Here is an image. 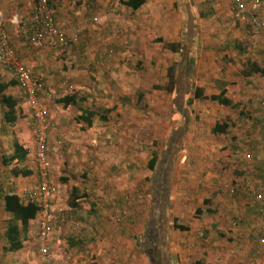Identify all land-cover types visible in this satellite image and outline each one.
I'll return each instance as SVG.
<instances>
[{
	"label": "crops",
	"instance_id": "0c3cea01",
	"mask_svg": "<svg viewBox=\"0 0 264 264\" xmlns=\"http://www.w3.org/2000/svg\"><path fill=\"white\" fill-rule=\"evenodd\" d=\"M124 1L82 0L75 7V1L61 0V4L50 0L60 31L79 35L75 53L46 46L40 51L27 48L23 36L16 38V19L29 13V0H0V10L9 18L6 30L17 60L53 94L41 102L55 126L48 136V157L57 187L51 203L56 263L151 264L158 257V264H257L261 261L264 202L253 201L243 186L264 170V141L251 130L264 124V28H254L248 16L236 20L233 0H212L197 10L183 0H144L136 10L123 5ZM244 2L250 6L254 0ZM183 14L189 19L184 26ZM165 45H174V49ZM73 53L77 62L70 69L68 55ZM134 60L146 74L137 82H143L148 92L144 96L139 91L136 103L143 100V107L152 116L162 117V123L167 110L172 115L168 136L165 128L163 135L169 144L160 158H149L145 171L155 172L148 177L153 188L161 186L163 172L170 181L177 177V224L187 227L169 233L171 238L177 237L171 243L177 249V262L165 252L156 256L162 244L147 243L144 248L129 224L134 218L129 208L135 194L141 196L140 207L150 199L149 192L146 197L137 193L134 181L127 178L134 167L132 147L124 148L122 171L126 174L122 175L126 178H111L119 148L113 144L121 134L103 132L102 123L110 126L122 108L125 117L135 107L133 96L126 97L128 90L135 92L138 67ZM171 66L175 84L167 92L164 88ZM154 85L161 89L155 90ZM199 90L203 98H193ZM65 96H73L74 104L65 107L59 101ZM150 108L154 109L150 112ZM222 125L224 131H215ZM129 133L124 135L128 138ZM174 142L177 170L173 168L175 154L169 149L175 147ZM15 143L26 152L22 162L11 160ZM33 145L30 106L20 96L12 72L0 64V264H28L36 258L32 249L35 220L21 234L22 247L10 251L6 239L10 215L4 211L7 193L14 192L26 204V193L37 182L27 154ZM20 171L30 173L21 175ZM236 172L240 175L237 180ZM103 173L108 181L101 180ZM159 193L153 200L158 202ZM71 200L77 202L76 207H70ZM102 201L109 204V216L113 213L119 221L113 229L105 225L103 231L98 230L101 215L93 223L92 215ZM70 215L76 222L77 230L72 232L75 246L78 244L75 250L67 248L70 245L62 238L70 229Z\"/></svg>",
	"mask_w": 264,
	"mask_h": 264
},
{
	"label": "rangeland",
	"instance_id": "374dc122",
	"mask_svg": "<svg viewBox=\"0 0 264 264\" xmlns=\"http://www.w3.org/2000/svg\"><path fill=\"white\" fill-rule=\"evenodd\" d=\"M59 3L62 4L61 0H58ZM71 1H75V7H77V4H81L82 0H71ZM88 2L93 1V0H86ZM187 1V5H188V1L189 3H191L192 6L196 7V10L201 7V6H205L207 5L208 2L212 1V0H183V2ZM56 3V4H59ZM178 3V1H177ZM54 4V3H53ZM191 6V7H192ZM194 7V8H195ZM61 8V7H60ZM172 15V13L170 14V16ZM177 15H178V9H177ZM183 26L184 23L185 24H189V19L185 18V14H183ZM183 30V29H182ZM172 32V31H171ZM150 36V34H149ZM166 46V45H165ZM167 49H169V45L166 46ZM78 48V44H76L72 49H70L69 51L74 50L75 53L78 52L77 50ZM170 50V49H169ZM64 52V51H63ZM73 53V54H75ZM77 54H75L76 56ZM75 56H73L72 54L68 55L69 59L67 61V65L68 67L71 69L72 66H75L76 62H77V56L75 58ZM67 57V56H65ZM76 59V60H75ZM71 66V67H70ZM152 67H154V63L151 64ZM134 67H138L136 65V62L134 60ZM136 76V80L134 84V94H130L129 90L127 92L126 97L127 98H131V95L133 96V99L136 103V97L138 95V93H140L139 91H142L144 96L147 95V90H145V84L142 82L141 84H138L139 82H137V79L140 78H144L146 77L145 71L142 70V66L136 70L135 72ZM138 74L141 75V77L137 78ZM155 86V85H154ZM157 86H155V90ZM154 88V87H153ZM154 90V89H153ZM122 93V92H121ZM123 94V93H122ZM150 97V95H149ZM168 98H172L169 97L167 95V99ZM173 99V98H172ZM143 100H140L139 98V102L136 103L135 107L132 108V112L128 113L127 116L123 117L126 113L124 111V108H122L120 110V112L118 113V119L113 121V124H111L110 126H106L104 123H102V131L103 132H116V133H120L121 135L118 136V138L116 139V143L112 144L114 146H119L118 148V158H117V168H113V171L111 172V178H114L116 180H122L125 179L126 176H123L122 174H126L124 171H122V169H124V165L125 164V151L124 148L128 147V149L130 147H132L133 149V155L131 156L132 158V165L134 166L133 169L131 168L132 172H127L128 176L127 178L129 180L134 181L135 183V191L139 194H143L144 197H146L147 192H149V203L146 204L144 203L143 207H140V205H142L143 203H141V196L135 194V200H134V205H131V208H129L130 213L133 215V220L129 221V224L132 226V228L134 229V233L137 232L138 234V238H139V242H141V244L143 245V247L145 248V246L147 245V242H145L148 238V235H154L155 240H157L155 243L157 244H162V245H158V251L159 253L156 254V256L161 255L162 252L167 253L170 255V257L174 260H176L177 262V249L175 247V244H171V243H175V241H177V237H170L169 233L173 232H177L176 229L173 228V218L176 219L177 221V177H173V180L171 178V181L169 180L168 177H165V172H163L160 184L161 186L159 188H153L152 183H148V177L151 179L154 176V171L151 170L149 172H146L145 169L146 167V163H148L147 161L149 160V158H151L153 155H155V157H161V153L162 151L166 148V145L168 146L169 144V140H167L166 136L164 139L163 135H164V128H165V134L168 136V127L173 124L172 123V115L168 114V110L166 111V121L165 123H162V117H155L152 116L153 113H148V109L143 107ZM156 102V101H155ZM175 109L177 110V100H176V105H174ZM146 109V110H145ZM151 109L154 108H150V112ZM172 110V109H171ZM153 112V111H152ZM127 118V122H125ZM262 124V128L259 126H255L254 129L251 128V130H254V133H256V135L260 138L263 139L264 141V124L260 123V125ZM177 126V124H176ZM125 131L130 132V136H128V138L124 135ZM167 132V133H166ZM177 144V142H176ZM172 144L175 147H170L169 149L173 150V155L175 154V161H174V166L176 170H177V145ZM114 153V152H113ZM123 165V166H122ZM264 165V162H263ZM186 168V167H185ZM190 168L187 169V171ZM147 173L149 174V176H147ZM238 172L234 173L236 174V180L239 178L237 174ZM189 175V173H187ZM168 175V174H167ZM263 175H264V170L263 172H260L258 174V176H256L255 180H248L247 178H245L247 184L249 185H254V186H260L263 182ZM107 174L102 175L101 180L102 181H108L107 179ZM252 181V182H251ZM237 182V181H236ZM149 184V188L146 189L145 185ZM245 186L246 184L243 186V192L245 194H248L249 196L252 197L251 193H249L248 191L245 190ZM102 187V192L104 193L105 188L103 187V185L101 184ZM114 190L118 191V188H114ZM236 192H238L237 190H235ZM142 192V193H141ZM156 192H160L158 194V202L153 200V195ZM104 195V194H103ZM160 195V196H159ZM137 196V197H136ZM104 199V198H103ZM253 199V197H252ZM165 200H166V204H165ZM254 201V200H253ZM189 206V205H187ZM86 207V206H85ZM194 207V205H193ZM109 204H105L103 203V201L101 203L97 204V208H96V213H94V215H92V219L93 216H95V220L93 223H97V218L99 217H103L101 220V223H99V228L97 227L98 224H95V227L99 229H102L105 225L108 226V228L113 229V227H116L115 225H117L119 223V221H117L114 217L115 214L112 213L111 217L109 216ZM189 209V207H188ZM72 210V209H71ZM153 212H156V215L153 216ZM69 213V212H67ZM101 215V216H100ZM74 215H70V219H69V230L66 234V236L62 237L65 242L64 244H68L70 246H66L67 248L74 249V248H78L75 246L73 240V235L72 232H74L76 229V222H74ZM106 217V218H105ZM105 218V219H104ZM93 221V220H92ZM92 221H88V222H92ZM84 221H82L83 223ZM87 223V222H86ZM87 225H89L87 223ZM93 228V227H92ZM105 229V228H104ZM95 231L97 232V229H95ZM168 237V238H167ZM60 238V239H62ZM151 238V237H150ZM75 246V247H74ZM32 249L34 250V252H36L35 247L32 246ZM61 250V247L59 248ZM67 250V249H66ZM75 250V249H74ZM68 251V250H67ZM73 252V251H71ZM150 256H153V252L149 253Z\"/></svg>",
	"mask_w": 264,
	"mask_h": 264
},
{
	"label": "built area",
	"instance_id": "2783aa9c",
	"mask_svg": "<svg viewBox=\"0 0 264 264\" xmlns=\"http://www.w3.org/2000/svg\"><path fill=\"white\" fill-rule=\"evenodd\" d=\"M29 2L31 4L29 13L23 18L16 19V38L23 36L27 48L40 51L46 46L69 51L78 44L77 32L68 36L58 28L55 8L50 0H29ZM233 4L235 7L233 16L236 20H243L248 16L254 28H264V13L260 14V7L264 5V0H254L250 6H247L244 0H233ZM7 22L9 18L0 10V64L12 72L20 96L24 97L29 104L34 130V145L28 149L27 154L36 173L37 182L27 191L26 202L38 205L35 219L36 258L28 264H57L52 251L53 229L51 225L53 220L51 203L57 187L50 176L51 166L48 157V136L51 131L55 130V126L41 102V98L50 100L53 94L31 74L25 65L17 60L12 39L6 30ZM245 190L251 193L255 202H264V181L260 186L246 184ZM261 218L263 220L259 236L261 261L257 264H264V209L261 211Z\"/></svg>",
	"mask_w": 264,
	"mask_h": 264
},
{
	"label": "trees",
	"instance_id": "16d2710c",
	"mask_svg": "<svg viewBox=\"0 0 264 264\" xmlns=\"http://www.w3.org/2000/svg\"><path fill=\"white\" fill-rule=\"evenodd\" d=\"M144 3V0H127L122 2L123 5L132 8L133 10H136L139 6H141ZM176 46V45H175ZM171 49H174V45H169ZM174 67L171 66L167 70V77H168V84L164 88L167 92H172L175 84V77H174ZM157 89H161V87H156ZM193 98H203L201 91H197L194 93ZM73 96L71 97H63L59 99L61 103L65 107L69 106L70 104H74ZM213 99V98H211ZM9 100V99H7ZM227 103V101H225ZM11 107V106H10ZM225 125L222 126H217L215 131H224L225 130ZM25 150L19 146L17 143L14 144V154L11 157V160H14L16 162L18 161H23L25 158ZM155 159H151V164L154 163ZM21 172V171H20ZM30 172L29 171H23L21 172V175H28ZM15 175H19V173H14ZM263 181H264V175H263ZM262 181V182H263ZM76 193V190L73 193ZM77 206L76 201L70 202V207L74 208ZM4 211L10 215V220L8 223V228L6 230V239L9 243V250L10 251H16L22 247V239H21V234H23L28 226V223L31 221H34L37 216L38 212V205L36 203H26L23 204L19 197L14 193V192H9L4 196ZM173 227L174 229H179V230H187L186 226L183 225H178L177 221L174 220L173 222ZM154 235L149 237L145 242L147 243H154L157 240H153ZM155 239V238H154ZM146 248V246H145ZM157 248V247H155ZM157 259H159L157 257ZM157 259H151V264H158Z\"/></svg>",
	"mask_w": 264,
	"mask_h": 264
}]
</instances>
